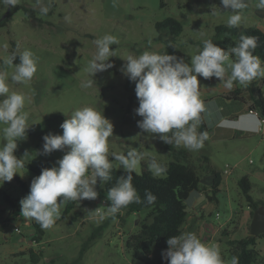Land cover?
I'll return each instance as SVG.
<instances>
[{
	"label": "rangeland",
	"instance_id": "1",
	"mask_svg": "<svg viewBox=\"0 0 264 264\" xmlns=\"http://www.w3.org/2000/svg\"><path fill=\"white\" fill-rule=\"evenodd\" d=\"M15 4L33 8L35 17L20 9L0 28V155L11 151L60 180L0 161V187L23 203L25 190L6 174L24 180L45 230L35 243L28 213H11L0 198V264H35L30 250L41 252L37 264H136L126 242L147 212L109 209L96 170L141 173L145 162L161 177V165L172 159L170 144L186 148L202 176L205 155L223 174L216 199L208 187L187 198L174 252L190 264H231L228 235L247 236L251 223L239 180L247 175L252 196L264 200V137L246 102L228 96L241 88L252 103L250 84L264 95V63L214 55L221 47L214 26L264 30V0H0V17ZM169 16L184 31L173 42L157 41L155 22ZM12 41L26 65L11 62ZM198 103L207 135L198 132ZM179 111L188 120L176 116L183 128L177 134L166 114ZM71 198L75 207L62 218ZM147 244L151 262L164 256ZM257 248L264 256V237Z\"/></svg>",
	"mask_w": 264,
	"mask_h": 264
},
{
	"label": "trees",
	"instance_id": "2",
	"mask_svg": "<svg viewBox=\"0 0 264 264\" xmlns=\"http://www.w3.org/2000/svg\"><path fill=\"white\" fill-rule=\"evenodd\" d=\"M23 10L29 17H35V10L26 5L15 4L8 9L3 17H0V28L8 24L10 17L18 10ZM157 31L156 40L170 43L176 40L183 31V22L169 16L163 20L155 22ZM168 34L169 37H165ZM221 42V47L214 55L223 57L237 54L245 63H252L259 60L264 63V30L260 27L249 25L244 28L234 23H219L214 26V36ZM12 50L10 60L17 65H26L27 60L24 54L18 51V45L12 41ZM252 103L245 100L242 95V89L236 88L231 91L229 98L243 100L248 105V109L259 112L264 119V95L259 87L253 84L248 87ZM199 126L198 132L201 135L210 133L202 109L198 103ZM181 115L188 120L184 111L167 113L166 118L172 133L180 134L183 129L176 121V116ZM42 150L51 153L52 146L41 145ZM172 159L161 165L163 176L159 177L153 174L143 162L141 173L133 170H121L115 166L101 167L96 170L95 183L97 188L106 197V204L109 209L119 212H125L127 215L146 211V216L139 222V229L132 233L126 242V245L134 253L136 264H187L179 254L174 252L177 240L181 237L183 226L186 223L188 210L186 200L194 190L210 189L209 199L217 198L220 186L223 182V174L215 168L208 156H203L201 168L204 171L202 176L195 164L191 160L190 152L184 147H178L174 144L167 146ZM0 161L5 163L20 164L36 174L53 179L55 177L52 171L46 166H39L22 161L18 155L6 151L0 155ZM86 169L87 161L82 164ZM14 178L25 190L27 199L21 203L14 199L4 188L0 187V198L6 202L10 212L26 211L36 226L37 231L33 236L35 243H40L44 237L43 221L36 220L37 209L33 193L28 188L27 183L15 174H6ZM239 185L250 207L251 219L254 211L261 205H264L263 199H255L252 194L253 184L247 175L239 180ZM76 199L68 200L67 206L63 211L62 218L66 217L75 207ZM0 228L3 226L0 225ZM226 231L224 234L226 235ZM227 240L230 246L231 264H264V256L257 248L258 238L264 237V233L254 236L250 233L242 238ZM94 235L92 236V239ZM147 242H152L158 249L164 251V256L157 262H151L152 248ZM83 250V249H82ZM86 249L84 248L83 251ZM81 251V256L83 254ZM32 261L37 264L41 257V252L30 250Z\"/></svg>",
	"mask_w": 264,
	"mask_h": 264
},
{
	"label": "water",
	"instance_id": "3",
	"mask_svg": "<svg viewBox=\"0 0 264 264\" xmlns=\"http://www.w3.org/2000/svg\"><path fill=\"white\" fill-rule=\"evenodd\" d=\"M264 233V205L259 206L253 213L250 223V234L258 236Z\"/></svg>",
	"mask_w": 264,
	"mask_h": 264
},
{
	"label": "built area",
	"instance_id": "4",
	"mask_svg": "<svg viewBox=\"0 0 264 264\" xmlns=\"http://www.w3.org/2000/svg\"><path fill=\"white\" fill-rule=\"evenodd\" d=\"M249 111L255 114L259 118L258 131L264 137V119L261 118L260 114L256 110L249 109ZM230 171V170H229Z\"/></svg>",
	"mask_w": 264,
	"mask_h": 264
},
{
	"label": "crops",
	"instance_id": "5",
	"mask_svg": "<svg viewBox=\"0 0 264 264\" xmlns=\"http://www.w3.org/2000/svg\"><path fill=\"white\" fill-rule=\"evenodd\" d=\"M223 58V60H225L224 59V56L222 57ZM247 105V104H246ZM247 107H248V105H247ZM247 209L249 210V212H247V216H246V220L247 219H249L250 217H249V215L251 216V214H250V207L247 205ZM20 222V221H19ZM182 236V235H181ZM181 239V238H180ZM179 241V240H178ZM203 252H205V250H203ZM195 253H196V255L198 256L199 254L197 253V248H196V250H195ZM179 254V253H178ZM181 256V255H180ZM181 258L184 260V262L185 263H187V264H190L186 259H184L182 256H181Z\"/></svg>",
	"mask_w": 264,
	"mask_h": 264
}]
</instances>
